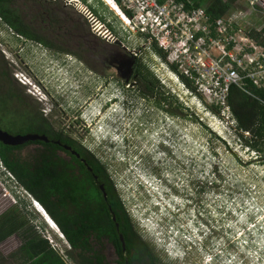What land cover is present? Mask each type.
Returning a JSON list of instances; mask_svg holds the SVG:
<instances>
[{
  "label": "rangeland",
  "instance_id": "374dc122",
  "mask_svg": "<svg viewBox=\"0 0 264 264\" xmlns=\"http://www.w3.org/2000/svg\"><path fill=\"white\" fill-rule=\"evenodd\" d=\"M67 1L64 0V4L71 6ZM80 1L104 18L111 10L108 3L113 4L110 0ZM244 3L242 0V4ZM71 7L75 10L74 5ZM115 13L116 16L114 13L111 16L115 18L117 28L125 34L123 22L120 17L117 20L118 13ZM132 39L139 40L135 33ZM134 42L132 48L144 46L143 40ZM148 50L161 71L163 61L154 51ZM60 55L62 54L49 50L43 44L38 45L35 41L15 36L0 20V59L5 61L12 77L20 85H28L32 94L38 97L43 95L38 85L40 83L52 93L69 96L66 98L68 101L71 97L79 98L78 105L75 100L69 101L68 110L75 111L78 106H83L80 113H88L90 118L99 112H135V117H138L136 113H149L141 107L134 108V102L130 98L129 107H125L123 96L108 101L107 97L100 96L86 103L87 99L82 97V93L84 87L88 86L86 84L92 83L91 70H80L71 54L66 60L76 66L74 71L68 73L65 68L59 69L61 64L57 58ZM85 55L89 60V55ZM161 77L176 86L179 94L174 96L176 101L172 113L176 114L175 123L170 125L171 138L166 137V143L163 139L164 142L160 140L159 144L161 134L149 135L143 129L135 139L137 147L132 148L135 153L131 152L130 156L125 152L123 154L121 142L124 130L121 127L117 129L115 126L103 125L104 129L98 131L101 139L111 138L120 150V153L115 154L114 160L108 162L112 164L111 172L129 213L138 220L134 223L142 234L145 231L138 224L148 227L152 233L154 228L158 234L170 229L165 238L158 236L164 242L165 250L168 249L167 255H162L165 264H264V152L249 149L243 140L240 141L235 136L233 130L228 129L229 125H236L237 121L227 107L222 110L224 117H219L213 108L216 101L206 102L202 96L192 95L190 90L182 92L185 86H180L177 83L178 77L171 75L169 71H161ZM202 95L208 99L206 95ZM107 104L109 108L104 110L103 106ZM178 113H186L190 122H179ZM124 117L125 120L122 121L134 127L136 120L128 119L127 113H124ZM148 138L155 145L147 141ZM261 147L264 148V142ZM107 150L110 152L105 147L99 150L104 161L108 157ZM136 155L137 158L133 160ZM164 181L171 188V195ZM139 184H144L150 195ZM157 200L160 201L158 206ZM33 202L9 175L4 172L0 174V217L18 208L23 216L28 218L29 215L30 230L33 226L38 235L46 237L52 247L67 259L64 255L66 248L69 249L68 244L51 222L48 221L51 226L46 222L47 226L44 227L37 220L36 215L42 214ZM203 218L211 220L219 229L220 226L224 227V233L217 232L220 238L215 239L213 250L205 253V245L201 240L207 229L203 224H197ZM249 218H252L251 224L248 222ZM170 236L171 240L168 239ZM22 245L23 239L14 235L0 245V250L3 255L8 256ZM185 246L192 251L197 250L200 257L196 252L189 254ZM68 264L75 263L68 261Z\"/></svg>",
  "mask_w": 264,
  "mask_h": 264
},
{
  "label": "flooded vegetation",
  "instance_id": "af4514ba",
  "mask_svg": "<svg viewBox=\"0 0 264 264\" xmlns=\"http://www.w3.org/2000/svg\"><path fill=\"white\" fill-rule=\"evenodd\" d=\"M63 1L0 0V20L9 19L22 23L24 27L20 32L7 26L15 36L22 35L26 40L35 41L38 45L43 44L49 50L55 51L51 44H58L65 48L61 54L68 56L71 54L80 70L90 69L92 83L86 84L88 86L84 87L82 93V97L87 99L86 103L100 96L107 97V101L123 96L132 99L134 108L141 107L149 113H136L138 117H135V112H99L90 118L88 113H80L82 112L80 108L83 106H78L75 111L68 110L69 101L75 100L78 105L79 98L71 97L68 101L66 98L69 96L63 97L52 93L48 87L40 83L38 85L43 95L38 97L32 94L28 85L22 86L11 77L0 79V124H8L16 132L21 129L26 133L38 134V136L47 138L48 141L37 140L23 144L29 150L56 146L59 148L58 153L67 160L76 156L73 150L82 151L80 157H76L82 160L88 169L90 165L88 159L104 166L111 182V196H115L113 194L115 192L121 198L110 163L114 160L115 154L120 153V150L116 148L117 144L111 138L101 139L98 131L104 129L103 125L115 126L117 129L121 127L124 130L121 142V147L124 149L123 154L127 153L130 156H132V148L137 147L135 139L143 129L148 131L149 135L159 136L161 134L159 137V144H161L160 140H165L166 137L171 138L170 125L175 123L176 116L172 113L174 96L169 90L167 79L161 77L160 67L153 62V55L148 47L144 44L142 47L132 48L135 45L134 41L139 40L132 39V34H123L117 28L111 16L112 13L116 15L115 12L110 10L105 18L100 13H96L99 22L105 26L103 34L97 35L93 32L86 17L76 8L80 18L84 19L90 27V31L83 32L80 29H74V21L68 19L64 10L66 3L64 4ZM28 35L42 37L50 46L40 40L31 39ZM85 54L89 55V60ZM5 92H9V95L4 96ZM161 98L167 100L164 109H161ZM108 108L109 104L103 106L104 110ZM124 113L129 115L128 119L131 121L135 119L138 123L135 121L134 127L125 124L122 121V119L125 120ZM177 118L184 124L190 122L186 113H178ZM147 141L155 145V142H151L149 138ZM101 147L110 150V152L107 150L106 161L99 153ZM135 158L137 155L133 157V160ZM94 179L95 186L88 180V188L95 193L96 187H99L104 193L102 186L105 184L100 176L96 177L94 174ZM107 194L108 199L104 193L106 203L110 200L109 192ZM95 200L97 203V199ZM95 210L99 219L112 218L113 222L106 221L102 224L105 226L103 229L99 228L94 232L90 240L91 264H165L160 250L141 234L124 202L116 209L109 203L106 206L96 204ZM223 228V226H220V229L209 227L212 233L211 242H208L209 251L213 250L214 243L220 238L217 232H223Z\"/></svg>",
  "mask_w": 264,
  "mask_h": 264
},
{
  "label": "trees",
  "instance_id": "16d2710c",
  "mask_svg": "<svg viewBox=\"0 0 264 264\" xmlns=\"http://www.w3.org/2000/svg\"><path fill=\"white\" fill-rule=\"evenodd\" d=\"M117 1L121 4V0ZM237 1L199 0L197 5L205 7L211 20L215 22L235 12L234 10L239 8ZM64 6L68 19L74 21V29H80L83 32L90 29L85 20L80 18L77 12H74L76 11L75 7V10H73L72 5L66 4ZM2 22L13 27L16 31L19 30L18 32L22 31L24 27L22 23L9 19H3ZM244 29L252 39L264 46V27L260 30L255 28ZM19 36L23 37L22 35ZM28 37L40 40L50 46L47 40L42 37L31 35H28ZM51 47L55 49V51L52 50L55 53L65 51V48L58 44L53 43ZM153 48L157 55H163L157 47L154 46ZM4 63L5 61L3 62L0 59V79H10L12 75L9 73L8 66ZM172 67L178 77L186 79L176 65ZM185 83L190 90L198 94V88L195 84L188 81H185ZM8 95L9 92L4 93V96ZM202 99L208 102L203 96ZM175 101L176 98L174 97ZM165 103H167V100L161 98V109H164ZM216 104H213L215 114L224 117L222 110L226 106ZM227 105L233 119L237 121V124L231 126L229 130H233L235 136L240 141L243 140L249 149L258 153L264 152V148L261 147L264 142V86L257 87L249 79L245 80L244 88L233 85L227 98ZM0 129L13 136L33 135L21 129H18L17 132L13 131L12 127L5 124H0ZM25 147L26 145L8 146L0 141V172L9 175L18 188L23 190L32 200L39 203L47 216L56 224L55 227H58L57 230L59 229L58 233L63 235L69 246V249L66 248L64 255L67 259L52 247L46 237L38 235L33 226L30 230L31 219L28 213L27 218L16 208L0 217V245L14 235H19L23 239V245L8 256L3 255L0 250V264H68V261L75 264H91L89 258L92 253L90 240L94 232L99 228L103 229L105 226H102V224L106 221L113 222L112 218L105 220L98 218L95 214L96 204L106 206L109 203L116 209L121 207L122 202H124L123 198H119L115 192H113L115 196H111V182L104 166L99 162L88 159L91 165H89V169L90 167L94 169L92 172L76 156L70 160L63 158L58 153L59 148L56 146L54 148L38 147L31 150ZM78 152L80 154L82 151ZM94 174L100 176L101 181L106 186V191L109 192L110 200L107 203L104 199V193L99 187H96L95 193L88 188V180L93 185L95 184ZM95 199H97V203ZM36 218L44 227L47 226L41 215L37 214ZM249 219L248 222L252 220V218ZM199 223L207 229L204 231V237L201 241L205 245L204 253L209 252L208 242H211L210 238L212 236L209 227L217 228V226L207 218L200 219L197 224ZM179 241L177 242L179 243ZM156 247L162 255H167L168 250H165V246L156 245ZM185 247L189 254L196 252L197 256L200 257L197 250L192 251L189 247ZM204 256L206 255L204 254Z\"/></svg>",
  "mask_w": 264,
  "mask_h": 264
},
{
  "label": "built area",
  "instance_id": "2783aa9c",
  "mask_svg": "<svg viewBox=\"0 0 264 264\" xmlns=\"http://www.w3.org/2000/svg\"><path fill=\"white\" fill-rule=\"evenodd\" d=\"M112 1L123 14L108 3L121 18L124 33H135L151 51L157 47L163 55L155 54L162 61L176 65L187 79L184 81L195 84L198 93L217 104L230 110L227 98L231 87L244 88L246 79L264 86V46L238 22L243 20V12L213 22L206 8L197 5L199 0ZM67 2L86 17L95 34H103L105 26L96 12L80 0ZM247 4L264 12V0H247Z\"/></svg>",
  "mask_w": 264,
  "mask_h": 264
},
{
  "label": "clouds",
  "instance_id": "9594fccd",
  "mask_svg": "<svg viewBox=\"0 0 264 264\" xmlns=\"http://www.w3.org/2000/svg\"><path fill=\"white\" fill-rule=\"evenodd\" d=\"M68 55H64V54H62V55H60V57H58L57 58V61L61 64V66L59 67V69H61V67L62 68H65V70L66 71H68V73H72V71H74V69L76 68V66L75 65H72L71 63H70V61H68V60H66V57H67ZM163 66H162V68H161V71H165V73H168V71H169V73L171 74V75H175V76H177V74H176V71L175 70H173V67L172 66H174V64H169L168 62H166V61H164L163 62ZM161 71H160V73H161ZM178 77V76H177ZM178 79H179V81H177V83L181 86V85H183V86H185V88H182V92L183 91H186V92H189V90L190 89H188L187 88V86H186V84H184L185 83V81H184V79H182V78H180V77H178ZM24 84V83H23ZM169 84V90L173 93V96H178L179 94H178V92H177V90H176V86L174 87L172 84H170V83H168ZM190 91H192V90H190ZM193 92V91H192ZM194 94H196V93H192V95H194ZM200 96L202 95V94H200V93H198ZM203 96V95H202ZM205 98V97H204ZM124 99H125V101H124V106L125 107H129L128 106V98H126V97H124ZM207 101L209 100L211 103L213 102L212 101V99H210L209 97H208V99L207 98H205ZM214 103V102H213ZM230 125H229V128L228 129H230ZM167 149L169 150L170 148H168L167 147ZM165 182V185H166V187L168 188V190H169V195H171L172 194V190H171V188L170 187H168V185H167V181H164ZM161 185V184H160ZM139 186H140V188H143L144 190H145V192H146V194L147 195H150V193H149V191L146 189V187H145V185L144 184H139ZM162 186V185H161ZM163 187V186H162ZM171 198V197H170ZM173 198V197H172ZM159 200H157V204H156V206H158L159 205ZM34 203V206H35V208L42 214V217H44V218H46V212H45V210L42 208V206L39 204V203H37V202H33ZM41 210V211H40ZM132 218L134 219V221H138L136 218H134L133 216H132ZM45 220V219H44ZM46 221V220H45ZM47 223L49 224V226H51L50 225V223L47 221ZM138 226L142 229V230H144L143 232H144V237L146 238V239H148L150 242H152L154 245H159V246H165V244H164V242L160 239V237H158L159 235H162L163 237L162 238H165V235H167V234H169V232H170V229H168L167 231H163V232H160V234H158L157 232H156V230L153 228V233L152 232H150V230H148V227H143L142 225H140V224H138ZM169 226H170V224H169ZM52 228V227H51ZM58 228V227H57ZM59 230V229H58ZM140 232H141V230H140ZM141 234H142V232H141ZM62 235V234H61ZM62 237H63V235H62ZM171 237L172 236H170L168 239L169 240H171ZM64 238V237H63ZM157 239V240H156ZM186 241V240H185ZM166 244H167V241H166ZM166 247H167V245H166ZM168 250V249H167Z\"/></svg>",
  "mask_w": 264,
  "mask_h": 264
},
{
  "label": "crops",
  "instance_id": "0c3cea01",
  "mask_svg": "<svg viewBox=\"0 0 264 264\" xmlns=\"http://www.w3.org/2000/svg\"><path fill=\"white\" fill-rule=\"evenodd\" d=\"M243 1L245 2L244 4H242V0L237 1V5L239 8H237L236 10L238 12L241 11L244 14L243 20H239L238 22L241 24L242 27H244L246 29L255 28L257 30H260L261 28L264 27V12L259 7L256 9L249 8V6L247 4V0H243ZM236 10H234V11L236 12ZM111 11H112V9H111ZM112 12H114V11H112ZM235 12H233V13H235ZM116 18H117V20H119L118 19L119 17H116ZM113 19L115 21L114 17H113ZM116 23H115V25H116Z\"/></svg>",
  "mask_w": 264,
  "mask_h": 264
},
{
  "label": "water",
  "instance_id": "95a60500",
  "mask_svg": "<svg viewBox=\"0 0 264 264\" xmlns=\"http://www.w3.org/2000/svg\"><path fill=\"white\" fill-rule=\"evenodd\" d=\"M37 140L48 141L45 136H38V135L13 136V135H10L8 132H5V131L0 129V141L3 142L5 145H8V146L23 145V144L28 143L30 141H37ZM67 148H70V147H67ZM73 154H75L77 157H80V154L76 150H73ZM90 170L94 171V169L92 167H90ZM96 177H98V176L96 175ZM102 189L105 193L106 199H108V194L106 192L105 186H102ZM48 218L50 219V221L54 225H56L50 217H48ZM44 219L46 220V222L48 221V219H46V218H44ZM115 220H117L116 217H115Z\"/></svg>",
  "mask_w": 264,
  "mask_h": 264
},
{
  "label": "bare ground",
  "instance_id": "6f19581e",
  "mask_svg": "<svg viewBox=\"0 0 264 264\" xmlns=\"http://www.w3.org/2000/svg\"><path fill=\"white\" fill-rule=\"evenodd\" d=\"M111 2H113L112 0H110ZM112 5V7H113V9L115 10V11H118V12H120V15L122 14V12H121V9L118 7V5L117 4H115L114 2H113V4H111ZM123 15V14H122ZM125 19V18H124ZM41 211V210H40ZM46 218L48 219V221L49 222H51L50 221V219L48 218V216H47V214H46ZM52 223V222H51ZM53 224V223H52ZM54 225V224H53ZM55 226V225H54Z\"/></svg>",
  "mask_w": 264,
  "mask_h": 264
}]
</instances>
